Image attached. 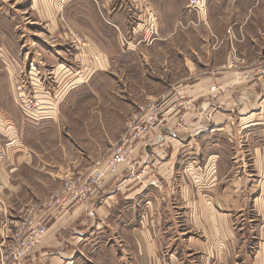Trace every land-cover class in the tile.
Instances as JSON below:
<instances>
[{"label": "crops", "instance_id": "1", "mask_svg": "<svg viewBox=\"0 0 264 264\" xmlns=\"http://www.w3.org/2000/svg\"><path fill=\"white\" fill-rule=\"evenodd\" d=\"M43 1L35 7V0L31 9L40 21L53 22L58 13L64 14L69 0ZM181 10L167 14L181 17ZM4 11L0 8V200L5 208H0V254L39 191L49 193L54 178L86 167L84 157L72 161L63 151L62 161H54V148L38 152V137L18 132L20 126L5 103V94H11L5 78L6 72L13 76L24 64L7 50L17 41L10 39L13 20L6 19ZM193 19L197 24L190 64H184L174 85L194 101V111L186 115L183 130L177 127L174 110L168 112L167 123L143 145L158 186L148 185V177L123 178L120 169L105 181L107 196L99 193L82 204L69 201L61 209L38 213L36 220L46 232L22 264H102L97 257L104 251L111 254L110 264H181L182 255L193 256V264H264V184L262 179L251 183L244 175L243 153L236 146L232 152L229 144L234 138L251 144L252 171L264 176V85L262 78L251 77L264 56V0H207L205 15ZM173 25L167 27V37L155 43L164 57L178 56L185 45ZM94 47L102 48L98 41ZM232 49L245 60L244 66H226ZM44 57L50 63L59 59ZM105 58L94 65V73L106 67ZM56 64L52 73L58 72L67 85L59 86L55 100L47 99L42 115L53 114L52 101L58 109L70 85L75 89L87 83H79L83 74L77 78L73 66ZM212 87L218 90L212 92ZM174 103L171 98L165 108ZM255 192L259 194L254 197ZM247 208L253 210L252 237L245 229ZM249 238L255 242L250 253L245 247Z\"/></svg>", "mask_w": 264, "mask_h": 264}, {"label": "rangeland", "instance_id": "2", "mask_svg": "<svg viewBox=\"0 0 264 264\" xmlns=\"http://www.w3.org/2000/svg\"><path fill=\"white\" fill-rule=\"evenodd\" d=\"M34 1L0 0V8L5 10L6 19L13 20L10 26L13 37L10 39L17 41L15 47L7 50L24 64L13 76L6 72L7 92L10 91L11 94H5V103L20 126L18 132L27 135V138L38 137V152L54 148V152L57 151L54 161H62V151L64 157L68 156L72 161L84 157L85 163L82 166L86 167H75L69 174L54 178V189L44 195L39 191V198L29 202L19 219L24 218L30 206L42 204L58 193L68 178L84 179L95 171L96 174L100 172L96 176L102 175V186L86 201L93 199L95 195L99 196V193L107 196L105 181L120 169L124 170L123 178L139 181L140 177H148L152 179L148 185L158 186L156 175L151 171L152 166H147L148 162H145L147 158L142 153L143 145L153 131L167 123L165 116H169L168 112L172 110L176 115L178 129H185L184 119L194 111L195 106L194 101L186 98L181 89L174 85L184 64H190L189 52L193 50V39H196V36L193 38L192 31L197 21L193 19V15L197 19L198 17L189 10L188 0H85L87 4H81L80 0H69L64 14L58 13L53 17V22L50 19L39 20L31 9ZM37 1L39 4L35 7H39L40 2L44 3L43 0ZM77 1L80 5L76 4ZM91 4L94 8L90 7ZM179 9H182L181 17L167 14ZM6 23L10 25V22ZM52 24L57 26L52 27ZM172 25L185 45L178 56L166 54L164 57L155 43L167 37V27ZM96 41L101 43L100 51L94 47ZM44 56H56L59 59L50 63L43 61ZM100 58L107 60L106 67L94 73V65ZM233 61L234 66L230 63ZM57 62L73 66L77 76L85 75L77 77L80 78L79 83H87L82 86L77 84L75 89L74 85H70L72 90L58 109L55 110V102L52 101L53 114L42 115L47 111L45 103L49 99H56L59 86L67 85L61 82L58 72L52 73V67L57 66ZM245 64V60L232 49L226 66L235 68ZM254 69L256 70L251 77L262 78L264 85V56ZM257 72L260 76H256ZM157 77L160 78L159 82ZM216 90L218 87L210 89L212 92ZM165 91L170 96L163 94ZM171 98L175 100L174 105L165 108ZM236 120L234 117L233 121L238 122ZM229 144L231 151L234 150L232 146H236L243 153L246 163L244 175L251 183H259L262 179L260 184H264V176H256L252 171L251 144L244 143L241 138H234ZM116 145L130 150L126 152L125 158L131 161L120 165L112 173L110 170L114 167L109 162L106 163V160L110 158ZM0 148L3 150L4 146ZM97 163L100 165L97 166ZM258 194L255 192L254 197ZM101 195L100 199L105 200ZM69 201L70 197H67L60 206L40 208L35 217L43 211L66 207ZM2 204L0 200V208L4 210ZM245 215L248 224L245 229L251 231L252 237L250 220L253 218V210L247 208ZM20 227L21 223L15 226V232ZM254 246L253 238H249L245 244L249 253L254 250ZM97 258L102 260V264H110L111 254L104 251ZM181 258V264H193V256L182 255Z\"/></svg>", "mask_w": 264, "mask_h": 264}, {"label": "built area", "instance_id": "3", "mask_svg": "<svg viewBox=\"0 0 264 264\" xmlns=\"http://www.w3.org/2000/svg\"><path fill=\"white\" fill-rule=\"evenodd\" d=\"M204 2L205 0H188L189 10L194 13L198 19L204 16ZM230 63L232 66L235 65L234 61ZM241 63H243V61H241ZM262 73L264 76V70ZM256 76H260V73L257 72ZM127 151L130 150H124L120 145L114 147L110 158L106 160V163L109 162L111 167H114L110 172L114 173L120 165L130 163L131 160L127 159V157L125 158ZM99 165L100 163H97V166ZM97 174L95 171L84 179L80 177H70L63 183L60 191L49 200L42 204L35 203L30 206L26 215L20 222L21 227L13 233L6 249L0 254V264H22L27 257L32 255L46 232L45 226L38 222L35 217L39 209H49L51 207L60 206L65 203L67 197H70V200L76 204L83 203L90 196H93L94 192L100 190L102 186V175L99 174V176H96Z\"/></svg>", "mask_w": 264, "mask_h": 264}]
</instances>
